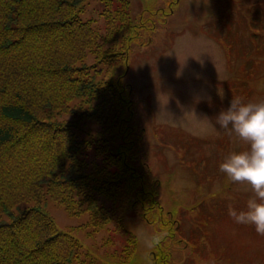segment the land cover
Instances as JSON below:
<instances>
[{"label": "rangeland", "instance_id": "374dc122", "mask_svg": "<svg viewBox=\"0 0 264 264\" xmlns=\"http://www.w3.org/2000/svg\"><path fill=\"white\" fill-rule=\"evenodd\" d=\"M130 2L137 31L117 44L131 45L116 74L130 91L138 127L133 166L146 169L162 209L135 208L132 197L120 196L71 214L49 195L41 208L95 264H164V257L168 264H264V235L229 215L254 189L219 168L248 144L217 120L235 96L264 100V0ZM104 5L86 0L82 18L103 28ZM114 137L116 146L124 138Z\"/></svg>", "mask_w": 264, "mask_h": 264}, {"label": "trees", "instance_id": "16d2710c", "mask_svg": "<svg viewBox=\"0 0 264 264\" xmlns=\"http://www.w3.org/2000/svg\"><path fill=\"white\" fill-rule=\"evenodd\" d=\"M85 2L0 0V264H95L41 208L47 195L71 214L120 196L162 209L133 166L138 127L116 74L131 45L117 44L137 31L131 2L104 0L103 28ZM22 203L37 206L16 215Z\"/></svg>", "mask_w": 264, "mask_h": 264}, {"label": "clouds", "instance_id": "9594fccd", "mask_svg": "<svg viewBox=\"0 0 264 264\" xmlns=\"http://www.w3.org/2000/svg\"><path fill=\"white\" fill-rule=\"evenodd\" d=\"M221 127L248 144L241 151L230 152L219 165L220 171L234 182H247L254 189L244 208L229 209V215L240 224H252L264 235V100L242 96L231 99L229 106L217 115ZM154 237L153 242H158Z\"/></svg>", "mask_w": 264, "mask_h": 264}]
</instances>
